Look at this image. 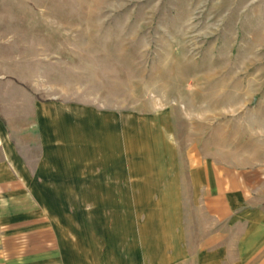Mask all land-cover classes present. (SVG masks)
<instances>
[{"label": "rangeland", "instance_id": "rangeland-1", "mask_svg": "<svg viewBox=\"0 0 264 264\" xmlns=\"http://www.w3.org/2000/svg\"><path fill=\"white\" fill-rule=\"evenodd\" d=\"M0 78L10 134L30 128L36 102L86 116L89 144L57 145L69 157L53 168L105 194L25 193L14 213L49 207L62 225L33 253L24 219L17 264H169L172 251L197 252L226 224L204 204L218 176H248L240 210L264 224V0H0ZM15 146L34 173L43 145ZM227 228L236 241L245 227Z\"/></svg>", "mask_w": 264, "mask_h": 264}, {"label": "crops", "instance_id": "crops-1", "mask_svg": "<svg viewBox=\"0 0 264 264\" xmlns=\"http://www.w3.org/2000/svg\"><path fill=\"white\" fill-rule=\"evenodd\" d=\"M2 89L3 78H0V91ZM53 108H49L45 113L43 105L36 102L34 118L31 123L29 122L30 128H24L28 125L27 121L21 122L18 124L21 127L12 129L10 134L8 127L10 115L3 109V94L0 93V264H17L23 258L24 243L21 232L25 228L24 219L29 215H23L22 212L14 213V210L21 211L18 199L24 197L25 193L35 199L105 196L103 189L93 191L89 189L93 186L89 184L92 180L88 175L61 173L53 168L58 167L64 158L69 157L62 153L61 147L57 145L89 144L86 116L79 112L72 113L65 109L57 111L55 107ZM10 124L17 125V122ZM14 132L16 138L11 137ZM15 145H43V154L34 173L24 168V156ZM217 178L213 177V182L210 179L206 180L210 192L205 196L204 204L206 211L215 221L221 225L226 224L214 229L200 242L201 247L197 252L180 254L178 251H172L169 255L171 258L169 264H264V224L248 221L247 217L251 213L240 210L243 201L241 185L248 186L250 182L248 176L225 175ZM62 182H80V188L75 189L74 186L63 190L58 184ZM263 182V174H256V185L263 187ZM103 183L104 181L100 180L99 184ZM8 198L13 200L9 201ZM38 204L37 200V206ZM47 210L41 213L39 206L37 210L35 207V213L28 218L32 228L36 229H34L36 233L28 237L33 253L44 252L54 244L56 227L58 224L62 225L55 212H51L49 207ZM256 210L258 212V209ZM45 212L48 214L46 217ZM68 215H71L69 218L72 217V213L69 212ZM227 224L245 227L236 241L229 237ZM140 242L139 248L135 251L136 259L140 262L149 261L146 248L150 246V242L148 240L146 242L145 235ZM232 246L235 247L234 254L230 253Z\"/></svg>", "mask_w": 264, "mask_h": 264}]
</instances>
